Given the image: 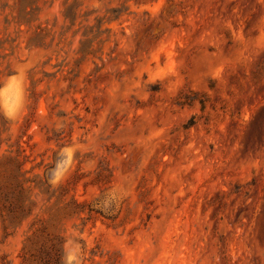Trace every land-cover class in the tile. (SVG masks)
Instances as JSON below:
<instances>
[{
  "label": "rangeland",
  "instance_id": "obj_1",
  "mask_svg": "<svg viewBox=\"0 0 264 264\" xmlns=\"http://www.w3.org/2000/svg\"><path fill=\"white\" fill-rule=\"evenodd\" d=\"M19 63L0 264H63L76 234L85 264H264V0H0V79Z\"/></svg>",
  "mask_w": 264,
  "mask_h": 264
},
{
  "label": "clouds",
  "instance_id": "obj_2",
  "mask_svg": "<svg viewBox=\"0 0 264 264\" xmlns=\"http://www.w3.org/2000/svg\"><path fill=\"white\" fill-rule=\"evenodd\" d=\"M30 66L16 64L12 73L0 79V117L9 122H19L26 115L30 104V81L28 73ZM76 148L66 146L59 149L53 166L48 170V183L53 187L59 186L71 175L76 163ZM126 193L117 189L109 192L101 201L103 210L108 211L123 199ZM76 234L69 236L63 246V264H85L86 252Z\"/></svg>",
  "mask_w": 264,
  "mask_h": 264
}]
</instances>
